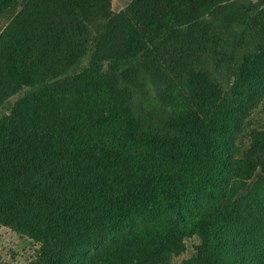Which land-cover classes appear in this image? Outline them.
<instances>
[{
	"label": "trees",
	"instance_id": "16d2710c",
	"mask_svg": "<svg viewBox=\"0 0 264 264\" xmlns=\"http://www.w3.org/2000/svg\"><path fill=\"white\" fill-rule=\"evenodd\" d=\"M0 226L36 264H264V0H0Z\"/></svg>",
	"mask_w": 264,
	"mask_h": 264
},
{
	"label": "rangeland",
	"instance_id": "374dc122",
	"mask_svg": "<svg viewBox=\"0 0 264 264\" xmlns=\"http://www.w3.org/2000/svg\"><path fill=\"white\" fill-rule=\"evenodd\" d=\"M132 0H111V8L118 12L124 9ZM7 22V16L0 15V31ZM199 244L197 238L188 239L185 242V252L178 258H174L171 264H180L191 258L195 247ZM38 245L31 239L19 235L12 230L0 226V264H36V252Z\"/></svg>",
	"mask_w": 264,
	"mask_h": 264
}]
</instances>
